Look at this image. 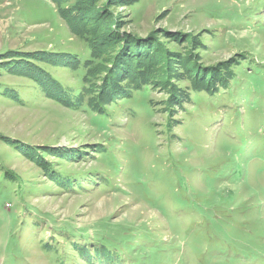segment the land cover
Returning a JSON list of instances; mask_svg holds the SVG:
<instances>
[{"label":"rangeland","instance_id":"obj_1","mask_svg":"<svg viewBox=\"0 0 264 264\" xmlns=\"http://www.w3.org/2000/svg\"><path fill=\"white\" fill-rule=\"evenodd\" d=\"M0 264H264V0H0Z\"/></svg>","mask_w":264,"mask_h":264},{"label":"trees","instance_id":"obj_2","mask_svg":"<svg viewBox=\"0 0 264 264\" xmlns=\"http://www.w3.org/2000/svg\"><path fill=\"white\" fill-rule=\"evenodd\" d=\"M252 3H253V5L252 6H250V9L251 8H254L255 6L257 7V6H259L260 4H259V1H255V3L252 1ZM250 9H248V11L250 10ZM240 16H242V15H240ZM244 16V15H243ZM242 16V17H243ZM84 21V20H83ZM82 21V22H83ZM95 40H96V38H95ZM129 46V45H128ZM129 52H131L130 50H129ZM129 52H128V54H129ZM138 57V56H137ZM141 57L142 56H140L139 58H138V61L141 59ZM124 60V58H122V60H120V62H119V64H120V66L122 65V63L124 62L123 61ZM126 60V59H125ZM149 60L151 61V58L149 57ZM7 67H13L12 66V63H11V65L9 66H7ZM145 69V68H144ZM119 70H121V68L119 69ZM139 76L140 77H142L143 78V73L142 74H139ZM253 77L254 78H257L258 77V75L257 74H254L253 75ZM144 80V79H143ZM260 82V81H259ZM220 84H223V83H220ZM198 86H200V87H205V88H208L209 86L204 82V80H201L200 81V84H198ZM70 99V97H66V98H64V100L67 102L66 103V105H70L71 104V102L72 101H68ZM73 104H74V99H73ZM19 146V145H18ZM67 156H70V155H67ZM76 175H80V174H76ZM55 179L57 180V178L55 177ZM55 180V181H56ZM207 215V214H206ZM209 221H212V222H214L213 223V225H215L216 227L215 228H217V226H218V222L216 221V220H213V219H211V218H209L208 219ZM214 231V230H213ZM123 232H125V231H122L120 234H122ZM112 237L111 238H113L114 240H112V239H108V238H106V237H99L98 236V238L101 240V242H99V244H95L94 246H92V248H88L87 246H85V245H80L79 247L77 246L75 249H77V250H81L82 251V253L83 254H81L84 258H86L87 260H89V261H93V260H95V259H91V258H93V257H96V258H99V259H97V260H102L101 259V255H103V256H106V257H108L109 259H113L114 260V262L116 263V261H118V260H120V253H119V250L117 249V247H116V244H112L113 242H115L116 240H122L123 242H124V245L126 246V247H131V248H126V247H121V248H124V249H126V250H130L131 249V251L133 250V247H134V245H133V243L132 242H128V240H130L131 238L128 236V234L127 235H123L122 236V239H119V237H114V235H111ZM13 242H14V237L11 239V244H13ZM208 242H210V241H208ZM212 242V241H211ZM98 243V242H97ZM44 245L47 247V248H49L50 247V245H51V243H44ZM158 247L156 246H152V247H150L149 249V252H148V256H147V259H150V258H152L153 256H155L156 255V249H157ZM143 249H148V246H142V247H140L137 251H140V250H143ZM84 250V251H83ZM88 250H90V251H92L93 252V254H91V255H89L90 253H89V251ZM88 251V252H87ZM87 252V253H86ZM146 252V253H147ZM86 253V254H85ZM145 253V254H146ZM139 254H141V252H139ZM131 255H133L134 257H136V258H140V257H138L137 255H134V254H131ZM88 261V262H89Z\"/></svg>","mask_w":264,"mask_h":264}]
</instances>
